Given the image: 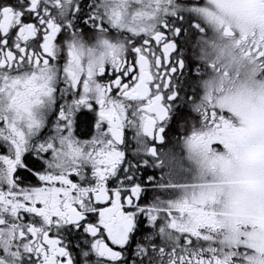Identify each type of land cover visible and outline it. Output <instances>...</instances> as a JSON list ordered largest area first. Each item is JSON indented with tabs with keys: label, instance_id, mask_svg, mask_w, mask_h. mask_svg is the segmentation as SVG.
<instances>
[{
	"label": "snow or ice",
	"instance_id": "obj_1",
	"mask_svg": "<svg viewBox=\"0 0 264 264\" xmlns=\"http://www.w3.org/2000/svg\"><path fill=\"white\" fill-rule=\"evenodd\" d=\"M0 264H264V0H0Z\"/></svg>",
	"mask_w": 264,
	"mask_h": 264
}]
</instances>
